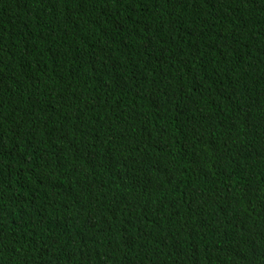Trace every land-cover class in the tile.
<instances>
[{"label":"trees","instance_id":"1","mask_svg":"<svg viewBox=\"0 0 264 264\" xmlns=\"http://www.w3.org/2000/svg\"><path fill=\"white\" fill-rule=\"evenodd\" d=\"M0 264H264V0H0Z\"/></svg>","mask_w":264,"mask_h":264}]
</instances>
